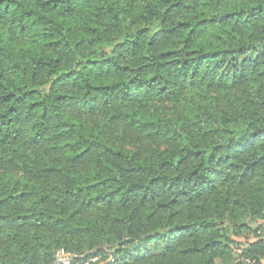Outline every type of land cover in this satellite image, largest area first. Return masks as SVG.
Returning a JSON list of instances; mask_svg holds the SVG:
<instances>
[{
  "label": "trees",
  "instance_id": "trees-1",
  "mask_svg": "<svg viewBox=\"0 0 264 264\" xmlns=\"http://www.w3.org/2000/svg\"><path fill=\"white\" fill-rule=\"evenodd\" d=\"M59 251L260 264L264 0H0V264Z\"/></svg>",
  "mask_w": 264,
  "mask_h": 264
},
{
  "label": "built area",
  "instance_id": "built-area-1",
  "mask_svg": "<svg viewBox=\"0 0 264 264\" xmlns=\"http://www.w3.org/2000/svg\"><path fill=\"white\" fill-rule=\"evenodd\" d=\"M73 259L74 256H71L66 252L59 251L56 254L55 262L56 264H71ZM112 262L113 259H111L110 257L106 261H102L99 256H91L81 262H78L77 264H106V263L108 264ZM246 264H257V263H255L254 261H246Z\"/></svg>",
  "mask_w": 264,
  "mask_h": 264
},
{
  "label": "water",
  "instance_id": "water-1",
  "mask_svg": "<svg viewBox=\"0 0 264 264\" xmlns=\"http://www.w3.org/2000/svg\"><path fill=\"white\" fill-rule=\"evenodd\" d=\"M50 83L47 85V86H45L44 88H46V89H48V88H50Z\"/></svg>",
  "mask_w": 264,
  "mask_h": 264
},
{
  "label": "crops",
  "instance_id": "crops-1",
  "mask_svg": "<svg viewBox=\"0 0 264 264\" xmlns=\"http://www.w3.org/2000/svg\"><path fill=\"white\" fill-rule=\"evenodd\" d=\"M260 264H264V258L261 260Z\"/></svg>",
  "mask_w": 264,
  "mask_h": 264
},
{
  "label": "rangeland",
  "instance_id": "rangeland-1",
  "mask_svg": "<svg viewBox=\"0 0 264 264\" xmlns=\"http://www.w3.org/2000/svg\"><path fill=\"white\" fill-rule=\"evenodd\" d=\"M47 86V85H46ZM45 87V86H44Z\"/></svg>",
  "mask_w": 264,
  "mask_h": 264
}]
</instances>
